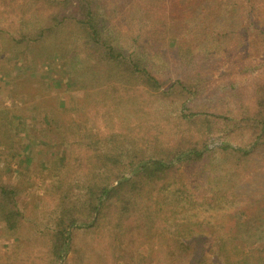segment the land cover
Segmentation results:
<instances>
[{
  "label": "trees",
  "instance_id": "1",
  "mask_svg": "<svg viewBox=\"0 0 264 264\" xmlns=\"http://www.w3.org/2000/svg\"><path fill=\"white\" fill-rule=\"evenodd\" d=\"M42 1L50 8L46 24L29 29L21 17L12 43L21 49L13 54L35 51L38 44L37 53L48 59L59 48L79 86L93 90L108 111L127 117L143 111L141 118L165 112L172 123L165 139L154 135L145 149L92 148L86 161L77 152L59 155L53 190L63 193L52 264H67L69 251L73 264H89L75 232L100 229L104 218L120 228L129 216L117 237L127 241L121 250H128L154 221L152 189L160 182L180 184L183 174L188 189L179 207L191 214L172 219L164 264H264V74L248 79L246 90L234 83L245 57L264 39V0H106L102 6L98 0ZM221 67L224 76L215 78ZM44 116L41 131L50 141L54 135L64 145L92 146L91 134H80L74 120H60L52 111ZM154 128L161 133V125ZM214 135L223 144L208 148ZM0 136L13 137L1 124ZM71 170L81 174L76 184ZM218 208L222 217L203 215ZM0 212L5 228L17 229L22 211L3 188ZM212 241L221 259L206 257Z\"/></svg>",
  "mask_w": 264,
  "mask_h": 264
},
{
  "label": "rangeland",
  "instance_id": "2",
  "mask_svg": "<svg viewBox=\"0 0 264 264\" xmlns=\"http://www.w3.org/2000/svg\"><path fill=\"white\" fill-rule=\"evenodd\" d=\"M98 2L102 6L100 3L104 4L106 0ZM49 13L48 4L44 5L42 0L0 2V124L2 131H8L13 136L10 140L0 136V188L13 192L22 211L18 227L13 231L5 228L0 217V264H52V233L61 210L63 193L62 190L60 194L53 190L60 171L59 155L68 150L70 158L71 153L77 152L86 161V157L92 155V148L99 151L122 144L127 149H145L150 146L154 135L165 139L172 129V123L165 119V112L155 114L153 118H141L138 115L143 111L127 117L123 111L105 109L99 102L100 97L93 90L81 88L76 75L66 69L65 58H61L59 48L56 55L48 59L37 53L41 50L38 44L35 51L24 50L13 54L21 49L20 45L17 48L12 46L13 37L20 30V18L25 19L24 24L29 29H34L46 24L44 18ZM112 21L115 24L116 21ZM169 33L174 32L169 30ZM67 41L65 37L60 45H66ZM32 55L37 58L34 63L30 59ZM219 71L221 73L217 71L215 78L224 76L223 67ZM263 74L264 39L257 52L251 51L245 57L234 83L238 88L246 90L248 79ZM145 107L143 109L147 113V103ZM48 111H52L60 120L68 122L67 119H72L77 122L80 134H91L89 140L92 146L76 145L75 142L64 145L54 135L51 141L44 137L41 129L45 124L44 115ZM157 125H161V133H157L154 128ZM114 135L117 137L111 141ZM222 144L223 140L214 135L207 146L213 148ZM231 144L236 145L233 142ZM71 172L72 182L76 184L81 174L74 170ZM131 175L126 172L127 177ZM181 179L179 182L186 183L184 174ZM171 182H160L152 189L150 194H153V199L148 204L156 207L154 221L144 227L141 234L135 235V241L128 246V250H121L127 241L120 243L117 237L121 228L127 225L129 216L124 218L120 228H113L112 223L104 218L100 229L95 230V226L78 229L74 242L83 251V256H87L86 262L164 264L163 259L168 252L169 237L173 231L172 219L182 221L184 215L191 214L189 209L184 211V208L179 207L188 187L176 181ZM116 184L117 181L112 183L113 186ZM223 213L218 208L209 209L203 215L222 217ZM197 217L192 216L191 219L196 221ZM77 225L80 226L79 223ZM190 228L195 229L196 225L192 224ZM213 243L206 247V257H215L217 254L221 259L222 255H219L216 248L218 242L215 241V245ZM67 254L66 258L70 259L67 264H73L74 253L69 251ZM60 261L63 263L65 260L63 258Z\"/></svg>",
  "mask_w": 264,
  "mask_h": 264
}]
</instances>
